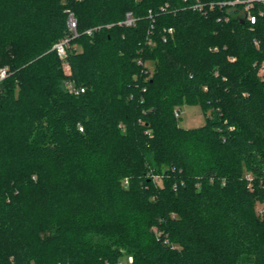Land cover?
<instances>
[{
    "label": "trees",
    "instance_id": "16d2710c",
    "mask_svg": "<svg viewBox=\"0 0 264 264\" xmlns=\"http://www.w3.org/2000/svg\"><path fill=\"white\" fill-rule=\"evenodd\" d=\"M197 1L0 0V264H264V6Z\"/></svg>",
    "mask_w": 264,
    "mask_h": 264
},
{
    "label": "built area",
    "instance_id": "2783aa9c",
    "mask_svg": "<svg viewBox=\"0 0 264 264\" xmlns=\"http://www.w3.org/2000/svg\"><path fill=\"white\" fill-rule=\"evenodd\" d=\"M256 4H261L264 6V0H227V1H210V2H203V1H197L196 3L192 4L190 6V9L193 11L199 12L203 15H207L210 12L227 8L228 11H232L238 6H243L242 9V16L249 20L252 24L256 22L257 16L253 14L252 9ZM169 5L162 7L161 9L165 11ZM151 15V11H150ZM260 15H263V12L260 13ZM137 19L133 16L131 12L126 14V18L124 21L120 22V25L127 26V27H133L136 24ZM68 29H69V35L60 39L58 42H56L52 50L57 53V55L64 61H66L68 57V50L71 46L72 41H74L76 38L80 36L79 32V24L76 15L73 12H69L68 21H67ZM100 29V27H95L88 29L85 33L91 35L95 30ZM174 35V28L170 27L168 29L164 30L163 35V42H167L170 37H173ZM150 44H152V40L149 41ZM256 44L258 45V42L256 41ZM68 67L67 63L65 65ZM264 71V67L262 68L261 72ZM10 75V71L8 67H2L0 68V84L7 79V77ZM68 89L70 93L79 96L82 93L85 92V87H77L72 82L68 84ZM180 110H176V116H179ZM82 130V128H81ZM127 184V181H126ZM118 264H134V258L132 256H128L125 260L118 262Z\"/></svg>",
    "mask_w": 264,
    "mask_h": 264
},
{
    "label": "rangeland",
    "instance_id": "374dc122",
    "mask_svg": "<svg viewBox=\"0 0 264 264\" xmlns=\"http://www.w3.org/2000/svg\"><path fill=\"white\" fill-rule=\"evenodd\" d=\"M78 49H82V47L78 46ZM71 82V81H70ZM176 115V113H175ZM208 114L204 113L200 105H183L181 107V110L179 112V118L180 120V126L185 129H191V128H198L206 123V118ZM168 167L166 165L160 166L159 171H151L148 175L151 177L157 184L163 186L164 180H167L169 177V174L167 173ZM264 172V170H263ZM246 178L251 180L252 174L249 171H246ZM126 181V180H125ZM250 187V185H249ZM257 212H263L264 211V203L259 202L256 207ZM155 231V229H154ZM128 256L123 258L121 261L125 260ZM133 257V256H132Z\"/></svg>",
    "mask_w": 264,
    "mask_h": 264
}]
</instances>
